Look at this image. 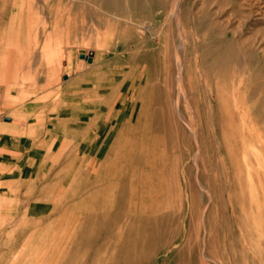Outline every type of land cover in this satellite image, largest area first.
<instances>
[{
	"label": "rangeland",
	"instance_id": "1",
	"mask_svg": "<svg viewBox=\"0 0 264 264\" xmlns=\"http://www.w3.org/2000/svg\"><path fill=\"white\" fill-rule=\"evenodd\" d=\"M2 35L0 264H264V0H0Z\"/></svg>",
	"mask_w": 264,
	"mask_h": 264
},
{
	"label": "crops",
	"instance_id": "2",
	"mask_svg": "<svg viewBox=\"0 0 264 264\" xmlns=\"http://www.w3.org/2000/svg\"><path fill=\"white\" fill-rule=\"evenodd\" d=\"M3 35L0 38V96H3V81L13 82L17 85L10 84L6 89L5 96H21L23 94L22 85L18 84L24 77L25 73V56H24V48L23 43L20 44L18 41L11 42V50H9L6 55L3 57ZM43 45V49L49 48ZM40 59L44 61L42 64L40 63ZM56 58L50 54L46 55V57H40L35 67L34 71L41 73L42 71H46L49 76H52L56 73ZM42 66V67H41ZM46 67V69H44Z\"/></svg>",
	"mask_w": 264,
	"mask_h": 264
},
{
	"label": "bare ground",
	"instance_id": "3",
	"mask_svg": "<svg viewBox=\"0 0 264 264\" xmlns=\"http://www.w3.org/2000/svg\"><path fill=\"white\" fill-rule=\"evenodd\" d=\"M41 49H43V48H41ZM85 66H86V65H85ZM72 67H74V66H72ZM72 67H71V68H72ZM69 69H70V68H69ZM59 71H61V70H59ZM67 71H68V70H67ZM69 71H70V70H69ZM73 79H74V78H73ZM79 80H80V78H79ZM70 81H71V80H70ZM74 81H75V80H74ZM74 81H72V84H71V83H67V85H65V86H68V85H70V84L73 85V82H74ZM80 81H81V80H80ZM80 81H78V82H80ZM84 84H85V82H84ZM77 85H78V84H77ZM77 85H76V86H77ZM80 85H81V84H80ZM69 88H70V87H69ZM63 90H64V89H63ZM63 90H62V91H63ZM74 90H75V89H74ZM60 91H61V90H60ZM58 93H59V92H58ZM75 94H76V93H75ZM70 95L72 96V94H70ZM94 118H95V116H94ZM92 121H93V120H92ZM22 122H23V121H22ZM127 122H128V121H127ZM59 123H60V122H59ZM54 128H55V127H54ZM66 141H67V140H66ZM69 143H70V142H69ZM62 150H63V149H62ZM69 158H70V157H69ZM1 179H3V178H2V175H0V186L3 185V181H2ZM17 181H18V180H17ZM72 181H73V180H72ZM12 182H13V181H12ZM15 182H16V181H15ZM16 183H17V182H16ZM16 189H17V188H16ZM2 196H3V195H2ZM14 206H15V205H14ZM14 206H13V208H14ZM48 224H49V223H48ZM49 230H50V228H49ZM49 233H50V231H49ZM45 234H47V233H45ZM45 236H46V235H45ZM45 236H44V237H45ZM48 236H49V235H48ZM47 238H48V237H47ZM47 238H46V239H47ZM50 240H52V239H50ZM29 247H30V246H29ZM29 249H30V248H29Z\"/></svg>",
	"mask_w": 264,
	"mask_h": 264
},
{
	"label": "water",
	"instance_id": "4",
	"mask_svg": "<svg viewBox=\"0 0 264 264\" xmlns=\"http://www.w3.org/2000/svg\"><path fill=\"white\" fill-rule=\"evenodd\" d=\"M92 55H93V53L90 52L89 55L86 56V57H85L83 54H82L81 56L85 57L89 62H91V60H92Z\"/></svg>",
	"mask_w": 264,
	"mask_h": 264
}]
</instances>
